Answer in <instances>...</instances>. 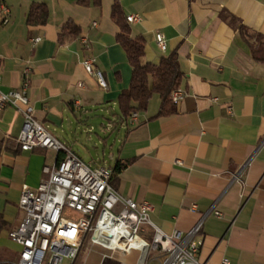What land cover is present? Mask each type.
<instances>
[{"label": "crops", "instance_id": "obj_1", "mask_svg": "<svg viewBox=\"0 0 264 264\" xmlns=\"http://www.w3.org/2000/svg\"><path fill=\"white\" fill-rule=\"evenodd\" d=\"M115 2L126 17L142 18L128 24L132 37L145 39L144 62L178 53L185 97L173 103L174 112L160 114L162 98L154 94L147 109L137 111V122L122 119L119 96L130 86L132 67L117 41ZM37 3L47 6L48 19L31 25L28 12ZM3 4L10 8L7 22ZM157 31L165 35L166 51L157 45ZM37 36L42 41L35 45ZM261 42L264 0H0L1 88H18L30 65L35 117L85 162L82 153L88 155L91 166L124 164L114 170V189L150 202L161 230L188 232L202 220L204 264L223 258L264 264V61L252 48ZM90 55L97 57L106 87L86 71L83 59ZM23 122L12 106L0 112V264H13L21 250L9 233L23 217V185L36 188L44 166L58 158L51 149L20 148ZM146 229L150 240L153 229ZM159 257L153 252L151 264ZM139 263L137 253L105 248L70 262Z\"/></svg>", "mask_w": 264, "mask_h": 264}, {"label": "built area", "instance_id": "obj_2", "mask_svg": "<svg viewBox=\"0 0 264 264\" xmlns=\"http://www.w3.org/2000/svg\"><path fill=\"white\" fill-rule=\"evenodd\" d=\"M10 8L2 5L4 22L8 21ZM129 23L141 21V16L130 14ZM155 40L162 51L167 49L165 35L155 33ZM41 36L33 39L36 45ZM86 71L106 87L103 71L97 57L83 59ZM0 112L12 106L24 118L22 129L16 137L24 151L35 147L51 149L61 156L43 168L44 177L36 188L23 185L19 209L23 217L13 228L10 238L21 246L18 259L13 264H63L74 262L88 238L93 245L112 252L139 255V264H151L153 252L159 253V264H204L199 259L202 240L198 238L203 221L190 231L167 233L157 227L152 219L153 205L121 196L111 181L114 169L110 166L93 167L86 163L71 147L61 141L35 117L30 101L31 67L26 64L18 88L4 91L1 88ZM174 104L180 103L185 92L180 87L172 92ZM131 122L138 121V112L130 115ZM215 215L220 216L219 211ZM152 227L149 240L140 232ZM221 264H231L223 258Z\"/></svg>", "mask_w": 264, "mask_h": 264}, {"label": "trees", "instance_id": "obj_3", "mask_svg": "<svg viewBox=\"0 0 264 264\" xmlns=\"http://www.w3.org/2000/svg\"><path fill=\"white\" fill-rule=\"evenodd\" d=\"M89 1L79 0L82 4H88ZM48 15V8L44 3L33 4L28 12L27 22L31 25L45 24ZM112 15L120 27L117 41L124 48L132 67L130 86L119 96L122 119H128L134 111L146 110L154 94H159L162 98L160 114L174 112L171 95L180 87L184 75L178 53L174 51L162 57L159 63L144 62L145 39L141 35L132 37L131 27L119 2L114 3ZM258 39H261V35H258ZM252 48L254 57L264 61V43L261 42L256 48ZM60 156L61 153L58 154V158ZM123 167L124 164L117 163L114 170L118 171Z\"/></svg>", "mask_w": 264, "mask_h": 264}, {"label": "rangeland", "instance_id": "obj_4", "mask_svg": "<svg viewBox=\"0 0 264 264\" xmlns=\"http://www.w3.org/2000/svg\"><path fill=\"white\" fill-rule=\"evenodd\" d=\"M107 118L108 119H114L115 120V118H117V117H113V115H107ZM96 133H98L100 136H103V137H105L106 139H109L110 138V133L108 134H104L103 132H102V130H99V129H97L96 131H95ZM104 148V145L102 144V145H100V149H103ZM91 150H92V155H93V157H95V158H98L96 155H95V152H94V150L91 148ZM82 155H83V157L85 158V160H86V162H88V161H90L91 160V158L88 156V155H85L84 153H82ZM106 160H108V159H106ZM96 164H92V166H95ZM142 235H144V236H146L147 235V229H145L144 231H141L140 232ZM96 249H104L103 247H101V246H98V245H93L92 244V241H91V239L90 238H88L87 240H86V243H85V245L83 246V249H82V252H84V257H86L88 254H90L93 250H96ZM63 264H70V261L69 260H65L64 261V263Z\"/></svg>", "mask_w": 264, "mask_h": 264}]
</instances>
